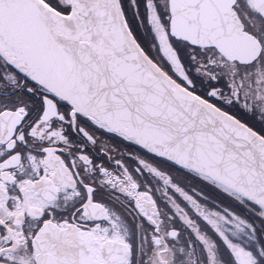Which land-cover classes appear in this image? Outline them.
<instances>
[{
	"label": "snow or ice",
	"instance_id": "6c2138e0",
	"mask_svg": "<svg viewBox=\"0 0 264 264\" xmlns=\"http://www.w3.org/2000/svg\"><path fill=\"white\" fill-rule=\"evenodd\" d=\"M0 264H264V0H0Z\"/></svg>",
	"mask_w": 264,
	"mask_h": 264
}]
</instances>
